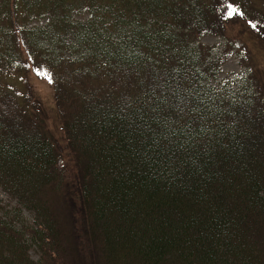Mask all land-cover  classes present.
Listing matches in <instances>:
<instances>
[{
  "label": "trees",
  "instance_id": "obj_1",
  "mask_svg": "<svg viewBox=\"0 0 264 264\" xmlns=\"http://www.w3.org/2000/svg\"><path fill=\"white\" fill-rule=\"evenodd\" d=\"M238 19L264 43V0H0V264H264V93L191 41Z\"/></svg>",
  "mask_w": 264,
  "mask_h": 264
},
{
  "label": "rangeland",
  "instance_id": "obj_2",
  "mask_svg": "<svg viewBox=\"0 0 264 264\" xmlns=\"http://www.w3.org/2000/svg\"><path fill=\"white\" fill-rule=\"evenodd\" d=\"M254 24L255 20L250 22V26ZM221 32L222 35L203 34L194 38L191 37V41L195 45L201 44L211 47L212 56H221L223 50L230 51L217 74L204 79V82L202 81L206 89L208 91L219 90L227 95H232L238 91L240 85L248 82L249 71L253 70V74L259 81H250L251 84L248 87L264 93V43L259 40L256 31L250 30L243 20L238 19L234 23L225 22ZM8 78L13 79L23 89L22 92L26 91L18 76L15 78L8 76ZM28 79L30 82L29 92H35L42 100L49 129L57 137H61L60 120L51 85L47 80L37 77L33 71H29ZM60 141L63 142L62 138ZM65 151L60 162L65 171L70 172L73 170V164L71 157ZM16 208V200L0 189V215H14L18 211ZM21 212L24 221L30 222L29 212L26 209H22ZM31 257L36 259L35 253L31 252Z\"/></svg>",
  "mask_w": 264,
  "mask_h": 264
},
{
  "label": "snow or ice",
  "instance_id": "obj_3",
  "mask_svg": "<svg viewBox=\"0 0 264 264\" xmlns=\"http://www.w3.org/2000/svg\"><path fill=\"white\" fill-rule=\"evenodd\" d=\"M228 9H229V16L237 12V9L232 6V4H228ZM255 27V25H253Z\"/></svg>",
  "mask_w": 264,
  "mask_h": 264
}]
</instances>
